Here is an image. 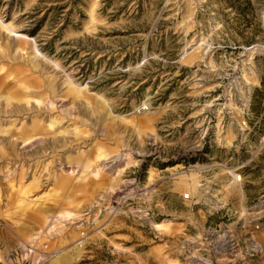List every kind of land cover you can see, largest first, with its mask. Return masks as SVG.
Returning a JSON list of instances; mask_svg holds the SVG:
<instances>
[{"label": "rangeland", "instance_id": "rangeland-1", "mask_svg": "<svg viewBox=\"0 0 264 264\" xmlns=\"http://www.w3.org/2000/svg\"><path fill=\"white\" fill-rule=\"evenodd\" d=\"M0 264H264V0H0Z\"/></svg>", "mask_w": 264, "mask_h": 264}, {"label": "bare ground", "instance_id": "bare-ground-1", "mask_svg": "<svg viewBox=\"0 0 264 264\" xmlns=\"http://www.w3.org/2000/svg\"><path fill=\"white\" fill-rule=\"evenodd\" d=\"M1 45H2V44H1ZM4 48H5V47H4ZM19 48H20V47H19ZM3 50H4V49H3ZM3 52H5V51H3ZM3 52H2V53H3ZM4 54H5V53H4ZM1 55H2V54H1ZM28 59H29V58H28ZM30 60H31V58H30ZM31 61H32V60H31ZM32 63H33V62H32ZM35 64H36V63H35ZM9 70H10V69H9ZM27 70H28V69H27ZM5 72H6V71H5ZM5 72H4V73H5ZM9 74H10V72H9ZM11 74H12V73H11ZM23 80H25V79H23ZM25 82H27V81H25ZM28 85H29V84H28ZM35 86H36V85H35ZM25 87H26V90H27V86H25ZM19 89H20V88H19ZM15 90H16V89H15ZM30 90H31V89H30ZM13 91H14V90H13ZM20 91H21V90H20ZM28 91H29V90H28ZM28 91H27V92H28ZM8 92H9V91H8ZM10 93H11V92H10ZM16 94H17V93H16ZM16 94H15V96H16ZM4 95H5V94H4ZM24 95H25V94H24ZM24 95H23V96H24ZM37 95H39V92H38ZM17 97H19V95H18ZM30 97H31V96H30ZM19 98H20V97H19ZM21 98H22V97H21ZM41 98H42V97H41ZM91 98H92V97H91ZM15 99H16V97H15ZM17 99H18V98H17ZM27 99H29V98H27ZM18 100H20V99H18ZM40 100H41V99H40ZM21 101H22V100H21ZM23 101H24V100H23ZM27 101H28V100H27ZM91 101L93 102V100H91ZM27 103H28V102H27ZM97 106H98V105H97ZM55 120H56V119H55ZM52 123H53V122H52ZM39 127H40V126H39ZM47 128H48V127H47ZM35 130H36V129H35ZM35 130H34V131H35ZM7 131H8V130H7ZM29 141H30V140H29ZM8 143H9V142H8ZM23 143H24V142H23ZM12 144H13V143H12ZM11 148H12V147H11ZM96 155H97V154H96ZM56 178H57V177H56ZM60 180H61V179H60ZM60 184H61V183H60ZM70 186H72V185H70ZM63 187H65V186H63ZM72 187H73V186H72ZM71 189H72V188H71ZM71 189H70V190H71ZM18 190H19V189H18ZM18 192H19V191H18Z\"/></svg>", "mask_w": 264, "mask_h": 264}]
</instances>
